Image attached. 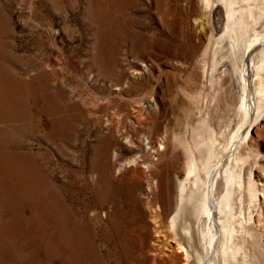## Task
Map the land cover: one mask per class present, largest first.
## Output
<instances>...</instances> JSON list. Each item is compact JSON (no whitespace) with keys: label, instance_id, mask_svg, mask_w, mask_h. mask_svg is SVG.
I'll return each mask as SVG.
<instances>
[{"label":"rangeland","instance_id":"1","mask_svg":"<svg viewBox=\"0 0 264 264\" xmlns=\"http://www.w3.org/2000/svg\"><path fill=\"white\" fill-rule=\"evenodd\" d=\"M104 2L0 0V68L66 107L58 139L51 115L26 124L20 94H0V264H61L60 257L65 264H184L171 258L175 245L166 238L157 174L183 171L174 135L190 139L198 121L208 118L217 132L229 127L231 137L243 122L234 75L219 71L212 86L203 78L199 58L209 33L197 34L193 20L178 14L161 19L152 0H116L108 12ZM262 37L264 18L252 26L249 44ZM6 85L0 80L1 89ZM11 99L19 100L13 106ZM103 144L109 160L112 153L118 157L116 165L109 162L112 181L129 190L137 208L128 259L108 254L102 210L97 217L92 210L93 192L105 189L98 173ZM248 147L261 158L253 179L264 192V126ZM28 189L41 198L36 191L29 201ZM259 205L264 214L262 197ZM55 206L65 209L57 219L68 221L73 213L81 227L95 217L96 235L76 239L68 244L74 252L62 254L45 219Z\"/></svg>","mask_w":264,"mask_h":264},{"label":"bare ground","instance_id":"2","mask_svg":"<svg viewBox=\"0 0 264 264\" xmlns=\"http://www.w3.org/2000/svg\"><path fill=\"white\" fill-rule=\"evenodd\" d=\"M115 1L105 0L106 4L104 2L102 5L105 11L108 12ZM152 2L161 19L178 14L180 19L193 20L197 34L209 33L207 44L199 58L203 78L212 86L213 75L219 71L232 73L239 88L237 112L243 115L241 126L231 137L228 135L229 127L227 133L220 130L217 132L208 118L199 120L192 128L190 139L179 134L173 137L183 153V171L171 176L172 168H169L163 176L157 174L155 182L156 188L163 187L165 191V195H161L159 200L167 223L166 238L170 245H175V249L171 251L172 261L183 258L184 264H264V214L259 205L260 197L264 199V192L262 184L253 179V170L261 158L248 147L252 134L257 136L264 126V37L249 44L252 26L260 18H264V0ZM107 12L106 15L109 14ZM258 45L261 49L253 53ZM251 52L253 56L249 57ZM11 58L15 60L12 56ZM11 58L9 56L7 60ZM256 58H259V63L254 64ZM40 78V75L36 76L34 82ZM0 80L7 82L2 87L5 90L0 88V94H20V100L11 99V104L15 106L18 102L21 105L25 103L23 121L26 124L35 121L39 125L43 114L51 115L53 118L50 119L49 126L53 136L58 138L64 123L60 115L65 113L66 108L58 103L59 97L47 96L42 90L32 91L29 88L31 85L24 80H17L13 71L0 68ZM130 144L134 143L130 141ZM104 146L106 144H103L98 155L104 158L98 173L105 189L93 192L92 210L96 217L102 210V236L108 247V254L118 253L122 258L128 259L132 251L130 246H134L129 233L136 223L137 208L129 190L117 187L112 181L109 172L111 159L109 160ZM111 158V165H116L117 154L112 153ZM135 161L133 158L127 164L131 167ZM35 192L40 199L39 190L28 189L25 197L29 201L33 200ZM64 210L57 208L53 217L50 212L45 216L54 225L50 233L58 241L62 254L67 253L66 251L74 252V248L68 244L81 237H93L96 235L92 230L93 226L100 225L95 217H89L82 229L81 220L73 213L68 221L57 219V215L64 213ZM59 261L65 264L62 257Z\"/></svg>","mask_w":264,"mask_h":264}]
</instances>
